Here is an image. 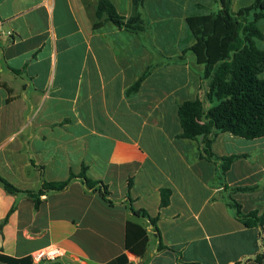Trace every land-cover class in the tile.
<instances>
[{"label": "crops", "instance_id": "obj_1", "mask_svg": "<svg viewBox=\"0 0 264 264\" xmlns=\"http://www.w3.org/2000/svg\"><path fill=\"white\" fill-rule=\"evenodd\" d=\"M110 1L121 16L135 14L133 0ZM97 7L0 0V176L20 190L0 184V255L25 264H107L123 254L132 264H264V226L247 227L227 203L264 214V137L220 133L214 161L202 158V140L180 137L179 106L208 92L187 18L215 11V0H145L146 33L108 21L94 29ZM230 156L239 157L222 174L219 158ZM83 167L113 205L76 178L35 206L30 193ZM132 208L157 218L159 232ZM128 221L149 231L143 257L126 250ZM50 246L63 250L57 262L32 261Z\"/></svg>", "mask_w": 264, "mask_h": 264}, {"label": "trees", "instance_id": "obj_2", "mask_svg": "<svg viewBox=\"0 0 264 264\" xmlns=\"http://www.w3.org/2000/svg\"><path fill=\"white\" fill-rule=\"evenodd\" d=\"M145 0H133L135 14L126 18L121 16L110 0H98L97 16L93 27L97 29L104 22H112L121 29L134 33H146L148 22L140 13ZM220 10L205 15L190 16L187 25L196 39L191 48L198 64L204 66V80L208 81V92L205 99L198 98L187 101L179 106V118L183 133L181 138L202 140L203 159L214 161L213 143L220 133L232 135L247 140L264 137V50L258 46V41L264 40V33L259 23L264 21V0H255L249 6L238 11L233 10V0H215ZM144 75L133 87L136 91ZM207 103L212 106L207 108ZM239 156L221 157V171H228ZM87 168L83 167L79 175L72 174L67 181L44 183L38 193H30L38 208L40 196L50 191L65 190L76 178H81L91 190L101 193L111 205L108 187L101 181L91 180L86 176ZM131 181L129 187H131ZM0 184L10 194L20 190L0 176ZM250 190V189H240ZM171 191H161V207L170 202ZM228 205L234 209L238 219L247 227H263L264 214L257 212L244 214L241 205L231 196ZM132 212L147 218L156 232L157 218H153L146 210ZM150 237L148 229L128 221L126 225V250L136 256L143 257L148 249ZM168 249L163 244L159 250ZM0 261L7 264H25L26 261L16 260L0 255ZM107 264H132L127 255L123 254Z\"/></svg>", "mask_w": 264, "mask_h": 264}, {"label": "built area", "instance_id": "obj_3", "mask_svg": "<svg viewBox=\"0 0 264 264\" xmlns=\"http://www.w3.org/2000/svg\"><path fill=\"white\" fill-rule=\"evenodd\" d=\"M63 256V250L56 246H50L38 250L32 255V261L34 263H55Z\"/></svg>", "mask_w": 264, "mask_h": 264}, {"label": "rangeland", "instance_id": "obj_4", "mask_svg": "<svg viewBox=\"0 0 264 264\" xmlns=\"http://www.w3.org/2000/svg\"><path fill=\"white\" fill-rule=\"evenodd\" d=\"M255 0H233V10L234 11H238L240 8L242 7H246L251 5L252 3H254ZM216 5L218 6L216 8V10H209L207 11V13L210 12H217L220 10V5L218 3H216ZM208 9H212V7H208ZM259 27L261 28V30L264 32V21H261L259 23ZM258 46L262 49H264V40L263 41H258Z\"/></svg>", "mask_w": 264, "mask_h": 264}]
</instances>
